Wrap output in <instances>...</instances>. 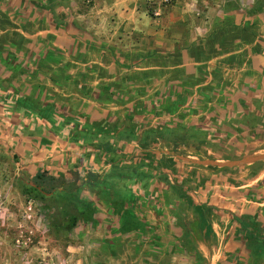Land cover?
<instances>
[{"label": "crops", "instance_id": "obj_1", "mask_svg": "<svg viewBox=\"0 0 264 264\" xmlns=\"http://www.w3.org/2000/svg\"><path fill=\"white\" fill-rule=\"evenodd\" d=\"M92 1L0 0V137L31 177L78 166L96 213L75 231L95 264H201L182 243L199 204L218 239L192 231L204 264H250L264 160H193L264 151V6L199 26L178 5L165 24L146 0Z\"/></svg>", "mask_w": 264, "mask_h": 264}, {"label": "rangeland", "instance_id": "obj_2", "mask_svg": "<svg viewBox=\"0 0 264 264\" xmlns=\"http://www.w3.org/2000/svg\"><path fill=\"white\" fill-rule=\"evenodd\" d=\"M146 1L148 14L154 20L163 18L165 24H170L166 15L178 5L182 8L180 10L189 14L186 22L199 26L206 25L205 21L211 15L217 23L221 19L219 12L224 8L225 11L253 10L264 6V0ZM77 2L83 5L82 9L90 10L93 6L91 0ZM74 7L77 6L74 4ZM158 11L159 15L156 14ZM0 138V264H95L99 257L94 255L93 236L91 241H84L75 229L65 231L50 227L43 204L28 199L23 193L22 184L33 177L11 150L7 136L2 134ZM209 244L217 245V237H213ZM224 244L221 243L222 248ZM165 259L166 264H189L187 257L178 259L172 255ZM259 264H264V260Z\"/></svg>", "mask_w": 264, "mask_h": 264}, {"label": "trees", "instance_id": "obj_3", "mask_svg": "<svg viewBox=\"0 0 264 264\" xmlns=\"http://www.w3.org/2000/svg\"><path fill=\"white\" fill-rule=\"evenodd\" d=\"M70 172L72 174L70 177L63 175L57 177L50 174L48 170H43L22 184L23 193L28 199H35L43 204L50 227L65 231L75 229L83 221L94 222L96 213L93 202L83 199L79 193L81 175L78 166L75 165ZM173 187L176 189L177 185H173ZM210 209L211 207L203 204L195 205L196 219L193 221L191 229L189 225H185V234L182 240L188 249L195 252V256L201 264H204L205 258L196 248L192 231L199 236L204 234L205 242H210L214 232ZM259 241L260 239L255 238L254 234H250L249 242L253 246V264H259L261 260H264V248Z\"/></svg>", "mask_w": 264, "mask_h": 264}, {"label": "water", "instance_id": "obj_4", "mask_svg": "<svg viewBox=\"0 0 264 264\" xmlns=\"http://www.w3.org/2000/svg\"><path fill=\"white\" fill-rule=\"evenodd\" d=\"M264 160V153L259 154H248L243 156L239 159L234 160H227V161H219L215 159H198L193 160L195 163L206 165V166H214V167H220V168H233V167H239L244 165H251L258 161Z\"/></svg>", "mask_w": 264, "mask_h": 264}, {"label": "built area", "instance_id": "obj_5", "mask_svg": "<svg viewBox=\"0 0 264 264\" xmlns=\"http://www.w3.org/2000/svg\"><path fill=\"white\" fill-rule=\"evenodd\" d=\"M165 1H166V0H165ZM156 14H158V15H159V14H160V12L158 11Z\"/></svg>", "mask_w": 264, "mask_h": 264}]
</instances>
